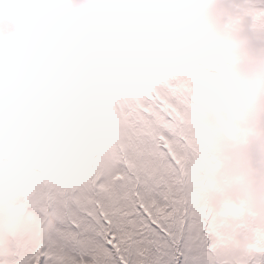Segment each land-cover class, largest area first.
<instances>
[{
  "label": "snow or ice",
  "instance_id": "obj_1",
  "mask_svg": "<svg viewBox=\"0 0 264 264\" xmlns=\"http://www.w3.org/2000/svg\"><path fill=\"white\" fill-rule=\"evenodd\" d=\"M0 264H264V0H0Z\"/></svg>",
  "mask_w": 264,
  "mask_h": 264
}]
</instances>
